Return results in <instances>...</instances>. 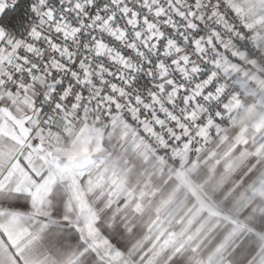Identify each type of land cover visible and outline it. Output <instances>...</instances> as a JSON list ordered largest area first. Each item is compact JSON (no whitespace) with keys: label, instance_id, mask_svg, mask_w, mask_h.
<instances>
[{"label":"snow or ice","instance_id":"1","mask_svg":"<svg viewBox=\"0 0 264 264\" xmlns=\"http://www.w3.org/2000/svg\"><path fill=\"white\" fill-rule=\"evenodd\" d=\"M262 110L264 0H0V264H264Z\"/></svg>","mask_w":264,"mask_h":264},{"label":"built area","instance_id":"2","mask_svg":"<svg viewBox=\"0 0 264 264\" xmlns=\"http://www.w3.org/2000/svg\"><path fill=\"white\" fill-rule=\"evenodd\" d=\"M248 103H250V104H251V103H252V101H251V100H249V101H248Z\"/></svg>","mask_w":264,"mask_h":264},{"label":"crops","instance_id":"3","mask_svg":"<svg viewBox=\"0 0 264 264\" xmlns=\"http://www.w3.org/2000/svg\"><path fill=\"white\" fill-rule=\"evenodd\" d=\"M262 111H264V110H262Z\"/></svg>","mask_w":264,"mask_h":264}]
</instances>
